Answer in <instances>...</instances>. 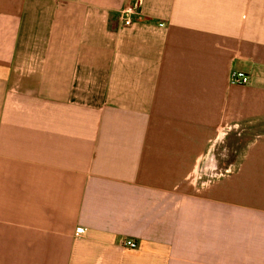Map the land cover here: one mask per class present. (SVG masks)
<instances>
[{
	"label": "crops",
	"instance_id": "crops-1",
	"mask_svg": "<svg viewBox=\"0 0 264 264\" xmlns=\"http://www.w3.org/2000/svg\"><path fill=\"white\" fill-rule=\"evenodd\" d=\"M0 264H264V0H0Z\"/></svg>",
	"mask_w": 264,
	"mask_h": 264
},
{
	"label": "built area",
	"instance_id": "built-area-1",
	"mask_svg": "<svg viewBox=\"0 0 264 264\" xmlns=\"http://www.w3.org/2000/svg\"><path fill=\"white\" fill-rule=\"evenodd\" d=\"M137 13H138L137 8L135 6H132V5H128L122 10V15L126 19L124 21L126 26H130L132 24L131 16L134 14H137ZM231 80L234 84L246 85L249 83L250 77L242 71H232ZM84 231H85L84 228H78L76 230V235L81 236L84 233ZM122 245L126 248H129V249H136L137 248V244L131 240L123 241Z\"/></svg>",
	"mask_w": 264,
	"mask_h": 264
}]
</instances>
